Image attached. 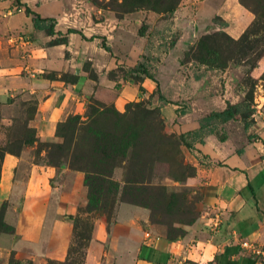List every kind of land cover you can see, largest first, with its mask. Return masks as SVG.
Wrapping results in <instances>:
<instances>
[{
  "label": "crops",
  "instance_id": "1",
  "mask_svg": "<svg viewBox=\"0 0 264 264\" xmlns=\"http://www.w3.org/2000/svg\"><path fill=\"white\" fill-rule=\"evenodd\" d=\"M26 10L39 16L38 28ZM216 15L233 39L254 20L239 0H223ZM108 21L107 13L90 0H0V147L6 141L2 130L13 123L12 113L27 103L34 106L28 126L40 143L55 141L59 124L82 116L92 100L118 112L131 102L148 100L178 135L198 131L203 118L234 104L227 93L214 92L210 72L175 73L163 87L165 99H160L150 71L136 83L123 81L120 69L135 66L114 52L116 33L111 29L121 27L117 21L109 29ZM144 39L140 37L141 45ZM135 48L138 59L145 47ZM255 108L244 127L242 148L204 131L203 144L196 146L194 178L204 206L183 236L168 239L162 227L148 223L143 210L120 204L109 232L105 219L95 217L82 264H264V101ZM35 148L17 156L5 153L1 159L0 188L17 168L25 167L27 176L19 205L6 209L1 219L0 264H9L11 256L19 264H65L70 259V219L84 204L85 189L79 175L66 190L61 191L60 182L51 183L57 172L33 161ZM25 159L27 165H22ZM3 222L13 228L10 241ZM16 237L27 246L15 248Z\"/></svg>",
  "mask_w": 264,
  "mask_h": 264
},
{
  "label": "rangeland",
  "instance_id": "2",
  "mask_svg": "<svg viewBox=\"0 0 264 264\" xmlns=\"http://www.w3.org/2000/svg\"><path fill=\"white\" fill-rule=\"evenodd\" d=\"M93 2L107 13L109 29L117 21L122 28L111 29L116 33L114 52L126 56L129 64L135 66L120 69L123 81L136 83L150 71L160 99H165L163 87L175 73L189 71L197 76L210 72L214 92L230 95L232 106L240 105V110L235 116L229 112L233 118L229 121L215 119L204 131L243 147L244 123H250L256 104L264 101V0H239L254 20L238 39L224 32L226 27L221 26V18L216 15L223 0ZM228 15L231 18L233 13ZM140 37L145 38V53L137 59L132 48L142 47ZM146 47L150 48L148 52ZM135 68L139 70L136 73ZM33 108L32 103H27L12 113L13 123L2 130L6 141L0 148V159L4 150L17 156L35 146L33 161L57 172L51 183L60 182L61 191L68 189L79 175L85 202L70 221V259L66 264H82L85 237L92 231L95 217L105 219L104 227L109 232L120 204L143 210L148 223L162 227L172 240L183 236L187 227L198 221L204 195L194 178L199 161L196 146L202 138L191 140L172 133L161 114L162 127L156 115L151 114L153 108L148 100L131 102L121 112L92 100L82 116H70L59 124L51 143L35 140L28 126ZM22 165H27V159ZM26 174L25 167L17 168L0 188V223L6 209L19 205ZM2 230L10 241L11 225L3 222ZM13 246L27 245L16 237ZM13 259L11 256L10 261L18 264Z\"/></svg>",
  "mask_w": 264,
  "mask_h": 264
},
{
  "label": "trees",
  "instance_id": "3",
  "mask_svg": "<svg viewBox=\"0 0 264 264\" xmlns=\"http://www.w3.org/2000/svg\"><path fill=\"white\" fill-rule=\"evenodd\" d=\"M91 1V3L93 4V5H95V3L93 2V0H90ZM242 5V4H241ZM96 6V5H95ZM245 9H247V10H249L247 7H245L244 5H242ZM250 11V10H249ZM251 12V11H250ZM26 13L27 14H29V15H31L32 16V21H33V24H34V26H35V28H38V24L39 23H41L42 21H41V19L39 18V16H37V15H35V14H33V13H31L30 11H28V10H26ZM252 25V24H251ZM221 26L222 27H226L227 26V24L225 23V22H223L222 20H221ZM249 29V28H248ZM247 29V30H248ZM139 67V66H138ZM255 68V67H254ZM134 71V73H136L137 71H139L137 68H135V69H133ZM147 76H149V74H147ZM151 78V77H150ZM92 102V101H91ZM130 104V103H129ZM135 106H138V103H136L135 104ZM112 107V106H111ZM126 108V107H125ZM235 110H237V111H235ZM239 110H240V105H238V106H232V105H230V104H227V107L225 108V110H223L222 112H212V113H210L209 115H207L205 118H203L202 120H201V122H200V129L198 130V131H195V132H192V133H187V134H184V135H181L182 137H185V138H187V137H189L191 140L192 139H194V140H196V138H198L199 137V139H200V137L202 138V135L204 134V129H206L205 127H207L210 123H212L215 119H218V121L219 122H226V121H229L230 119H233V118H230V115H228L229 114V112H231V114L233 115V116H235V112H239ZM151 114H155L156 115V119L157 120H159V123H160V125H162V127H163V119L161 118V111H160V109H158V108H153L151 111ZM246 124V125H245ZM244 127H246V126H248V124H247V121H245V123H244ZM200 143L199 144H203V140H200L199 141ZM1 148V147H0ZM6 152H5V150L4 151H2V155H1V159H2V157H3V155L5 154ZM1 159H0V161H1ZM247 191L249 190L250 191V194H251V196L253 197V199H255V191L254 190H251V188H250V186H249V184L247 185ZM245 188V189H246ZM247 191L246 190H243L242 191V193H241V195H242V197L244 198L245 196H246V193H247ZM246 198V197H245ZM70 219V218H69ZM70 220H74V219H70ZM90 235H91V232L89 233V235L87 236V237H85V240H86V243L84 244V246H86L87 245V242L89 241V239H90ZM85 248V247H84ZM69 258H70V255H69ZM9 264H13V261L11 260V261H9ZM19 264V263H18ZM25 264H30L29 262H27V263H25ZM47 264H59V263H57V262H48ZM66 264V263H65Z\"/></svg>",
  "mask_w": 264,
  "mask_h": 264
}]
</instances>
